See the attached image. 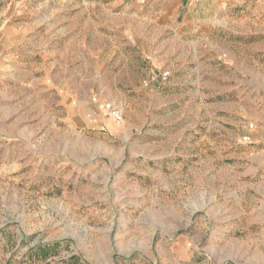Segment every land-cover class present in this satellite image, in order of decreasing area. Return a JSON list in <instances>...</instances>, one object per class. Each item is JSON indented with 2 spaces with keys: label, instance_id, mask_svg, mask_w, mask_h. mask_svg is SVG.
<instances>
[{
  "label": "rangeland",
  "instance_id": "1",
  "mask_svg": "<svg viewBox=\"0 0 264 264\" xmlns=\"http://www.w3.org/2000/svg\"><path fill=\"white\" fill-rule=\"evenodd\" d=\"M191 2L0 0V264H264V0Z\"/></svg>",
  "mask_w": 264,
  "mask_h": 264
},
{
  "label": "built area",
  "instance_id": "2",
  "mask_svg": "<svg viewBox=\"0 0 264 264\" xmlns=\"http://www.w3.org/2000/svg\"><path fill=\"white\" fill-rule=\"evenodd\" d=\"M194 1L198 3H202V2H208V1H213V0H194ZM107 109L110 112L111 116L114 118V120L118 124H121L123 121L121 112L117 108L113 107L112 105H107Z\"/></svg>",
  "mask_w": 264,
  "mask_h": 264
},
{
  "label": "crops",
  "instance_id": "3",
  "mask_svg": "<svg viewBox=\"0 0 264 264\" xmlns=\"http://www.w3.org/2000/svg\"><path fill=\"white\" fill-rule=\"evenodd\" d=\"M178 1V3H181V2H184V3H186L187 2V4H190V3H192L193 4V2H191V0H177ZM193 1V0H192ZM195 3H197L196 1H194ZM203 3V2H202Z\"/></svg>",
  "mask_w": 264,
  "mask_h": 264
}]
</instances>
